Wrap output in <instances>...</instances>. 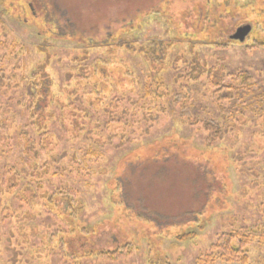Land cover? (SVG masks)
<instances>
[{
	"label": "rangeland",
	"instance_id": "1",
	"mask_svg": "<svg viewBox=\"0 0 264 264\" xmlns=\"http://www.w3.org/2000/svg\"><path fill=\"white\" fill-rule=\"evenodd\" d=\"M0 12V29L9 33L8 40H2L10 45L11 37V43L23 47L22 59L11 70L18 66L15 72L21 74L37 67L39 72L44 64L56 99L65 102L76 87L74 94L83 93L85 99L91 93L110 98L124 88L133 96L147 91L154 103L144 108L147 113L137 110L135 124L101 116L93 107L74 110L69 103L63 109L58 102L48 105L46 109L50 107L56 117L67 119L77 114L83 121V111L98 112L95 119L105 118L106 132L98 128L94 138L109 141L110 135V143L100 148L98 160L68 162L73 167L62 177L45 175L44 188L37 192L32 187L25 199L19 198V183L6 191L7 196L0 195V264H12V252L20 254L16 264H152L158 260L203 264L206 255L213 264H238L214 257L217 236L233 229L255 234L246 247L247 264H264V46L260 45L264 43V0H0ZM208 14H230V33L222 36L227 44L212 46L207 28L200 30ZM247 23L251 30L243 41H227ZM216 29L209 33L215 36ZM154 40L157 52L150 58L148 42ZM197 58L208 69L204 74L192 69ZM1 59L3 69L11 65L10 57ZM219 68L228 76H215L213 70ZM248 74L252 76L248 80L256 82L253 92L238 101L223 99L220 105L210 98H228ZM39 80L45 82L40 74ZM177 81L184 87L179 89ZM219 83L226 89L214 86ZM186 88L191 94L190 112L219 122L223 138L211 146L205 144L206 134L197 124L178 119L179 105L166 98L171 91L182 93ZM4 92L0 90L2 116L6 113L18 125L9 142L17 148L13 156L0 158L1 167L4 160L20 155V122L25 119L13 99L19 93ZM6 107L15 108L14 116ZM233 108L242 111L228 117ZM54 125L56 133H62ZM17 159L10 160L17 168L34 165V160ZM52 186L73 188L82 206L69 233L68 242L75 241L71 247L77 248V237L86 235L84 247L106 249L128 240L132 252L113 261L94 255L63 262L49 249L29 256L30 245L42 247L46 242L41 233L58 222L39 198ZM80 225L86 233H81ZM183 233L189 235L180 240Z\"/></svg>",
	"mask_w": 264,
	"mask_h": 264
},
{
	"label": "trees",
	"instance_id": "2",
	"mask_svg": "<svg viewBox=\"0 0 264 264\" xmlns=\"http://www.w3.org/2000/svg\"><path fill=\"white\" fill-rule=\"evenodd\" d=\"M2 14L3 13L0 12V23ZM224 18L229 20L228 25H226L227 21H224ZM206 20H208L206 22V25H202L200 30L203 31L205 28H207L208 35L210 37L209 39L213 41L211 45L220 46L227 44L225 42L223 43L224 40L222 36L224 34L230 33V31L227 30V28L231 27L230 14H208ZM241 21L242 20L236 21V24L238 22L241 23ZM218 27H220V29H218ZM214 29H216V32H218L215 34V36H213L214 34H211L212 32L209 33V31L212 30L215 31ZM8 37L9 33L5 32L4 29H0V61L2 63L1 58L7 56L10 57L9 61L11 63L10 66L9 64L8 66L5 64V69H3L2 65H0V90L5 91L8 94L12 93L11 91H14L13 93H19L17 97L14 95L13 99L15 100V104L18 109L20 108L21 110H23L22 114L25 116V119L23 120V122H20L22 127L19 132L21 136V143L18 145V148H21L20 155L13 157L14 159L4 160L3 166H0V195L7 196L6 191H13L19 183V186H21V195L19 196V198L25 199V193L33 191L32 187H34L37 192L44 188L42 179L45 175L49 174L54 178H57L61 174L62 177V173L66 169L69 172L71 171L70 168L73 167V165H70L68 162L73 163L74 160H82V162L84 160H98L99 157H101L100 148L102 149L103 145L105 146L106 143H110V135L108 137L109 141H106L107 137L105 141H99L98 139L94 138V136L98 137V128L106 127L104 124L105 118H103L102 120H100L99 117L98 119H95L98 112L89 114L88 111L82 110V114L84 116L83 121L77 118V114L71 115V118L67 119V117H65L64 115L56 117V114L52 113L53 111L50 107V110H47L46 108L49 104L51 105L58 102L57 107L63 109L65 107L64 104L69 103L71 106L75 107L74 110H77L76 108L80 106H85V109L93 107V109L95 108L100 111L101 116L109 117V119L112 120L122 119L126 121L127 124H135L139 122V120H136L137 118H135L137 110L147 113L146 109L144 108L147 107V105H154V103L153 100H151V96L149 95L150 93H148L147 91L140 93L138 92V95L133 96V93L130 90L122 88L121 90H119V93H115L110 98H105L104 96H95V93L94 95L91 93V97L89 99H85L83 93L81 95L74 94V91L78 90V88H72L73 86L71 87V91H73L70 93V95H68V99L63 98L66 101H60L59 99H56V93L54 94L52 92L51 94L52 86L51 82H49V78L44 72V64L43 66L39 67L40 73L36 72L37 67L36 69L34 67L26 73L23 72L21 74H17V72H15V70L18 69V66H14L15 68L11 70V66L13 67L15 61L18 59H22L21 56L23 55V47L21 46V44L18 45L19 42L17 41H14L16 45L11 43L13 40L11 39V37L9 39V41H11L10 45L6 43V41L2 40L3 38L5 40L7 38L8 40ZM214 39L218 40L215 41ZM227 41L232 42L233 39ZM155 43V40L152 42H148L149 46L147 48L149 49L148 52L151 53L149 54L150 58L153 57V52L155 50L157 52V48L154 49ZM260 45L264 46V43L262 42V44ZM171 46L169 45V48ZM165 48H168V46H166ZM142 52H146L145 48ZM192 69L199 74H204L206 72L205 70H208L205 66H203L202 62H199L198 58L193 62ZM77 71L80 72L83 70L77 69ZM213 73L215 74V76L219 75L220 78L228 76L227 74H225V71H223L222 68L213 70ZM39 74L44 78L45 82L39 80ZM251 77L252 76L250 74L241 77L242 80H245V83H241L240 86L234 88L233 90L235 91L230 92L228 98L225 95L220 97L212 95V97L210 98H214L218 105H220L223 99H226V102L240 100L241 95H245L248 92H253V90L250 89L255 85L256 82H254L253 79L249 81ZM176 84L179 85V89L184 87V82L180 83V81H177ZM214 86H218L221 90L226 89L224 83H219ZM113 90L116 91V85H113ZM183 90L184 91L182 93L177 92V90L171 91V93H169L170 95L166 96V98H168V101L172 100L174 105H179L180 112L177 114L178 119L184 124H197L198 127L206 134L205 144L207 146H211L216 140L223 138V132L219 127V122L201 118V116L199 115H193L190 112V90L188 88ZM199 90L201 92V86L199 87ZM91 92H93V89L91 90ZM232 94L235 95L232 96ZM149 96L150 98H148ZM168 101L166 103H168ZM5 104L10 106L8 102ZM162 105L164 104L162 103ZM226 105H224L223 112L226 111ZM113 108H117L118 110L120 109L121 111L116 112V110H113ZM2 109L3 102L1 101L0 97V158L3 155H7V157L14 155L13 151L14 149L16 150L17 147L10 145L9 142L11 141V134L14 132V128L18 125V123H15L14 125V121L16 122V120L10 118L8 119L6 113L2 116ZM151 109L153 108L150 107L149 110ZM165 109L163 111H165ZM6 110L7 112L13 113V116L14 113H16L15 108L12 109L10 107H6ZM46 110L47 112L43 114ZM235 110V108L231 109L229 112H227V116L233 117L235 113H239L242 111L239 108L236 111ZM97 121H102L100 122L101 125H99V122ZM54 122L62 130V133L60 132L59 135V131H57L56 133V127L55 125L53 126ZM82 131L84 132V137H82ZM102 132H106L105 128ZM82 138L84 139V141L81 142L80 139ZM36 140L37 142H34ZM77 156L81 158L77 159ZM17 158H19V160H34V165H29L28 168H26L25 165L19 166V168H17L18 164L10 161L18 160ZM75 164L77 165V162ZM69 166L70 168H68ZM31 180L33 181L31 182ZM46 182L49 183V180L46 179L45 183ZM74 193L75 190L71 187L52 186V189L50 191L39 195V198L42 201L41 205L44 206L45 209H52L54 216L57 217L58 222H54L50 225L49 232H46L45 234L41 233L42 237L47 240L41 239V237L38 235L39 233L33 230V234H36L39 239L48 244L44 243V245H42L40 241H38L39 245H42V247H32L30 245V247L28 248L29 256H32L33 253L35 256H38V254L42 255L43 252L41 251V249H49L50 251L53 250V253L55 255L62 256L63 262L67 261V259L73 261L76 258H79L78 261H80L82 259L81 257H91L94 255L113 261L120 256H124L130 253L132 247L130 241L128 240L119 241V243L114 245L112 248L108 247L106 249L92 248L91 246L84 247V239L86 235H82L81 240L79 239L80 236L77 237L79 243L76 244L77 248L71 247V244H75V241L68 242V240H72L68 238L70 237L69 233L76 226L74 221L77 219V216L82 210L81 203L77 201V199H75ZM54 211H56L57 213H55ZM7 215L10 216L9 214ZM80 231L81 233L87 232L85 226L80 228ZM186 235L188 236L189 234H181L179 236L180 240L185 239ZM254 237L255 234L253 232H250L248 229H233L229 232L222 233L220 234V236H217V243L215 245L217 247L215 248L216 251L214 253V257L225 262L247 264L249 258L247 255L246 247L248 243L254 239ZM261 239L264 240V234H261ZM8 241H10V238H8ZM10 243L11 242H7L8 245H10ZM90 245H92L91 242ZM11 256V263L16 264L18 258L20 257V254L12 252ZM26 260L27 262L31 261L29 257H26ZM19 261L24 262V259H20ZM42 262L44 261L42 260ZM153 263L170 264L166 260H158L156 262H152V264ZM204 263L213 264V259L210 258V256L206 255ZM199 264H202V262H199Z\"/></svg>",
	"mask_w": 264,
	"mask_h": 264
},
{
	"label": "water",
	"instance_id": "3",
	"mask_svg": "<svg viewBox=\"0 0 264 264\" xmlns=\"http://www.w3.org/2000/svg\"><path fill=\"white\" fill-rule=\"evenodd\" d=\"M251 30L250 24H243L239 26L234 33L231 35V39L243 41Z\"/></svg>",
	"mask_w": 264,
	"mask_h": 264
},
{
	"label": "flooded vegetation",
	"instance_id": "4",
	"mask_svg": "<svg viewBox=\"0 0 264 264\" xmlns=\"http://www.w3.org/2000/svg\"><path fill=\"white\" fill-rule=\"evenodd\" d=\"M237 28V27H236ZM236 41V40H235Z\"/></svg>",
	"mask_w": 264,
	"mask_h": 264
}]
</instances>
